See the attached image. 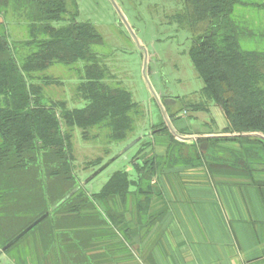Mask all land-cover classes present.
I'll use <instances>...</instances> for the list:
<instances>
[{"label": "trees", "instance_id": "1", "mask_svg": "<svg viewBox=\"0 0 264 264\" xmlns=\"http://www.w3.org/2000/svg\"><path fill=\"white\" fill-rule=\"evenodd\" d=\"M7 1L0 0V6ZM10 1L29 8L21 18L26 19L30 36L14 40L0 7V250L47 214L8 250L38 231L45 264H101L102 258L115 256L124 241L109 238L129 233L124 221L127 205H133L136 232L146 230L147 235L164 215L148 214L151 200L163 198L157 184L161 171L205 165L207 157L161 160L153 153L144 156L145 150L152 149L151 142L144 143L132 158L134 178L117 171L100 191L85 194L75 172V134L79 132L84 141L102 138L108 149L134 135L141 107L96 52L103 42L96 28L77 22L75 0ZM159 1L171 7L170 14L164 13L167 24L189 33L188 57L203 85L202 94L224 116L225 135L209 142L257 141L264 146V51L241 49L240 40L254 35L234 20L238 7L264 10V0L260 4ZM54 65L78 67L76 106L45 94L43 86L55 81L42 74ZM156 133L174 141L165 127ZM102 162L96 158L85 169L98 168ZM117 204L121 211L114 208ZM129 239L130 234L125 240ZM99 250L103 254H94Z\"/></svg>", "mask_w": 264, "mask_h": 264}, {"label": "rangeland", "instance_id": "2", "mask_svg": "<svg viewBox=\"0 0 264 264\" xmlns=\"http://www.w3.org/2000/svg\"><path fill=\"white\" fill-rule=\"evenodd\" d=\"M75 2L78 7L77 22H89L96 28L103 38L102 45L96 52L102 56L109 71L115 75L116 81L130 91L133 100L141 107V112L136 116L137 127L134 135L108 149L102 138L84 141L79 132L75 134L73 138L75 172L79 175L85 194L100 191L112 173L117 171L124 170L134 178L132 158L141 146L148 142H151L152 149L145 150L144 156L153 153L161 160L188 158V161H191L192 157L231 155L236 151L237 154H248L253 153L254 148H259L260 153L264 152V146L257 141L238 143V146L226 142L218 144L209 142L225 135L226 122L219 107L202 94L203 85L188 57L191 47L189 33L178 29L174 24H167L166 18L164 19L165 12L167 15L171 13L170 5L166 6L159 0H75ZM241 2L260 4L263 0ZM67 4L71 10V4L69 2ZM0 7L5 11L2 20L30 12L23 2L17 5L8 0L6 6L1 3ZM235 13L234 20L237 25L249 28L254 35V38L244 36L240 40L241 49L264 51V10L243 6L238 7ZM20 32L23 30H14L12 35L16 38V34ZM42 75H47L55 81L43 86L49 98L54 101L64 100L69 107L76 106L75 87L80 77L77 66L67 68L54 65ZM163 127L174 141L167 134L156 133ZM138 138L141 141L125 151ZM106 149L109 154L105 156ZM117 155L120 156L85 184L94 172ZM96 158H101L103 165L85 169L89 166L87 163ZM157 184L163 191L162 176ZM151 201L148 214L153 217L160 212L164 214L163 198H154ZM115 207L122 210L119 204ZM124 216V221L130 229L129 233L118 232V236L109 239L123 241L128 234L131 239L146 237V230L136 232L133 227L136 216L132 204L127 205ZM164 218L165 215L159 221ZM39 235L37 231L25 237L10 250L5 252L0 250V264H45L42 262V254H39V251L42 253ZM95 253L103 254L100 250Z\"/></svg>", "mask_w": 264, "mask_h": 264}, {"label": "crops", "instance_id": "3", "mask_svg": "<svg viewBox=\"0 0 264 264\" xmlns=\"http://www.w3.org/2000/svg\"><path fill=\"white\" fill-rule=\"evenodd\" d=\"M3 21L29 39L26 19ZM206 157L163 171L164 220L101 264H264V152Z\"/></svg>", "mask_w": 264, "mask_h": 264}, {"label": "water", "instance_id": "4", "mask_svg": "<svg viewBox=\"0 0 264 264\" xmlns=\"http://www.w3.org/2000/svg\"><path fill=\"white\" fill-rule=\"evenodd\" d=\"M138 140H139V138L136 139V140H134V141L130 144V146H128V148L125 149V151L128 150V149H130V148H132ZM119 156H120V155H117L116 157H114L113 159H111V161H110L109 163H106V165H104L102 168H100L99 170H97L96 172H94L93 175H92V177H90V178L85 182V184L88 183L89 181H91L92 178H94L95 176H97L98 173H100L101 171H103L104 169H106V167H107L111 162H113L114 160H116ZM46 216H47V214H44L43 216L39 217V218L37 219L36 222H34V223L31 224L30 226H28L26 229L23 230L22 233H20V235H18L16 238H14L12 241H10L8 245L4 246V247L2 248V250H1V252H5V251H7L8 248H9L11 245H13L15 242L19 241L21 238H23V236L26 235V233H28L29 231H31V230H32L33 228H35L40 222H42Z\"/></svg>", "mask_w": 264, "mask_h": 264}]
</instances>
